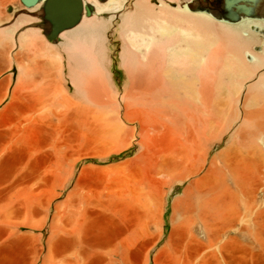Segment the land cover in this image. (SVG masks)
<instances>
[{
  "label": "bare ground",
  "instance_id": "obj_1",
  "mask_svg": "<svg viewBox=\"0 0 264 264\" xmlns=\"http://www.w3.org/2000/svg\"><path fill=\"white\" fill-rule=\"evenodd\" d=\"M44 1L0 0V264H264V5L80 0L50 42ZM28 63L87 68L84 103L22 118Z\"/></svg>",
  "mask_w": 264,
  "mask_h": 264
},
{
  "label": "crops",
  "instance_id": "obj_2",
  "mask_svg": "<svg viewBox=\"0 0 264 264\" xmlns=\"http://www.w3.org/2000/svg\"><path fill=\"white\" fill-rule=\"evenodd\" d=\"M22 78V86L18 89L19 104L21 106L20 115L26 118L32 115L39 122L47 121V118H53L54 110L53 100L57 96L54 89V82H61L62 95L61 100H67L72 104L79 105L84 103L83 89L87 86L89 71L87 68L79 65L63 66L60 70L55 71L45 68L37 72L30 63L24 65L22 73L19 75ZM39 79L38 83H35ZM58 99V97H57ZM64 104V103H63ZM61 111L60 109L56 110ZM62 187L71 189L74 187L73 179H67ZM62 203L61 199H54L49 204V218H57V207ZM48 210V209H47ZM62 211L64 216L69 217L74 221L80 219L83 210V205L80 202H69ZM73 242L80 243L84 241L83 233L76 234Z\"/></svg>",
  "mask_w": 264,
  "mask_h": 264
},
{
  "label": "water",
  "instance_id": "obj_3",
  "mask_svg": "<svg viewBox=\"0 0 264 264\" xmlns=\"http://www.w3.org/2000/svg\"><path fill=\"white\" fill-rule=\"evenodd\" d=\"M26 7H32L42 0H20ZM264 0H220L218 8L223 13V18L235 21L242 14L257 13ZM43 15L46 24L49 25L47 39L50 42L57 40L58 34L75 26L82 16V4L80 0H45ZM87 13H89L87 11Z\"/></svg>",
  "mask_w": 264,
  "mask_h": 264
},
{
  "label": "rangeland",
  "instance_id": "obj_4",
  "mask_svg": "<svg viewBox=\"0 0 264 264\" xmlns=\"http://www.w3.org/2000/svg\"><path fill=\"white\" fill-rule=\"evenodd\" d=\"M20 3H21V2H20ZM115 69H116V67H114V66L111 68V70H112L114 73H115ZM115 77H116V82H117V76H115ZM118 80H119V79H118ZM131 150H133V149H131ZM123 154H124V153H123ZM123 154H122V155H123ZM122 155H119V156H118V160L126 156V155H123V156H122ZM116 160H117V159H116Z\"/></svg>",
  "mask_w": 264,
  "mask_h": 264
}]
</instances>
